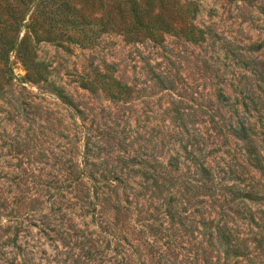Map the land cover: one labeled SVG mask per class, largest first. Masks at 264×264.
<instances>
[{
	"label": "rangeland",
	"instance_id": "374dc122",
	"mask_svg": "<svg viewBox=\"0 0 264 264\" xmlns=\"http://www.w3.org/2000/svg\"><path fill=\"white\" fill-rule=\"evenodd\" d=\"M153 5L170 29L151 37L128 31L127 0H0V31L21 16L20 31L6 35L26 39L43 66L29 68L17 48L9 71L0 62V264H264V201L232 202L228 189L264 191V175L220 128L244 110L227 106L241 87L228 82L264 70V0ZM110 77L126 91L114 96ZM195 136L224 189L196 176L183 190L194 168L182 147ZM177 152L180 193L166 204L170 191L142 173ZM210 219L229 223L241 255L210 245Z\"/></svg>",
	"mask_w": 264,
	"mask_h": 264
},
{
	"label": "trees",
	"instance_id": "16d2710c",
	"mask_svg": "<svg viewBox=\"0 0 264 264\" xmlns=\"http://www.w3.org/2000/svg\"><path fill=\"white\" fill-rule=\"evenodd\" d=\"M129 7L127 10L129 11L130 16L132 17L130 21L128 22V31L135 32L140 35L142 30H146L148 34L152 37L154 33H157L159 31H165L168 32L170 29V23L168 21H165L164 18L160 14H154V2L155 0H145L146 6H143L141 4L140 0H127ZM246 1V0H243ZM122 8V6L120 5ZM126 10V11H127ZM121 12L124 11L122 8L120 10ZM126 11L124 13H126ZM21 16L15 17L14 19V25L8 26L9 29L13 28L12 30L16 33L20 31L21 27ZM14 26V27H12ZM100 26H106V23L103 22V19L100 20ZM101 31L106 30L105 27H100ZM7 28L0 31V62L5 67V70H10V60L9 55L10 52L17 48L19 54L23 58H25L29 62V68L31 69H40V67L43 66L40 65V63H36V54L33 52L30 43L25 39L20 42L19 45L16 44V38L10 40V38L7 37L6 32L9 30ZM263 46L262 43L256 45H253L252 51H257ZM237 63V62H236ZM252 62H239L240 66L248 67ZM252 66V65H251ZM251 76L244 75L239 78V80L236 83L234 81L227 82L229 85H235L239 89L237 91V97H235V101L232 100L233 106L228 104L230 101V96H228L226 90L224 89L220 93H218V99L220 103H227L229 108H232L233 110L236 109L237 104L241 103L244 110L243 113L237 114L236 121H232L231 118H229V122L226 125L220 126V128H226L228 133L232 135L233 137L240 139L243 141V149L246 152L249 163L262 175H264V70L260 71L259 69L252 68L250 71ZM245 74V73H244ZM100 77H106L108 75L99 73ZM109 82L106 83L108 85V89L113 91L112 94L114 96H117L116 94H120L126 90L121 86L120 82H118L117 79H114L110 77ZM243 79L250 80V85L255 84L254 87L248 88L249 83H246L243 81ZM104 80V79H102ZM252 81V82H251ZM126 86V85H125ZM129 89V88H128ZM234 89V88H233ZM241 96V97H240ZM229 110V109H228ZM232 111V110H230ZM236 113V111H234ZM255 114V115H254ZM215 115V114H214ZM255 118V120H253ZM223 120H226L225 117ZM181 130H184V132L189 133L185 128L186 126L180 127ZM197 136L194 137L193 141L194 143L187 141L190 143L191 149H189V146H183V150L186 154L185 159L189 160L191 163V167L193 166L194 170H191L189 166L186 165L185 173L182 174L183 176H180L182 171L180 170V166L183 162H181L179 159V152H177L175 155H169V160L167 161V167L164 166L161 170L155 171V175H148V172H143L142 176L146 179L148 182L149 180H152V186L155 187V189L160 190H166L170 191V201H168L166 204H169L171 202V199L173 197H176V193L178 192V189L176 190V183L178 182L179 178H182L181 186L183 187V190L188 191L192 187H195L193 185V181L196 179V176H198L199 179H196L200 181L204 186H207L209 190L212 191H219L221 189H224L223 187V178H219L217 173H215V170L207 163L206 155H203L204 149L201 148V146L198 145V141L196 139ZM182 138L180 141L182 142ZM197 143V144H196ZM197 145L198 147L196 149H193V145ZM208 156V155H207ZM135 160V158H132ZM86 160V156L84 157L83 161ZM131 160L130 162L133 163L134 161ZM87 162V161H85ZM147 163V162H145ZM126 165V164H125ZM149 168H153L149 164H147ZM159 165H163L162 163ZM129 166V165H127ZM85 171V169H82ZM81 177H84V172H81ZM194 173V174H193ZM92 178L93 175H90ZM78 177L70 180L71 182H77ZM104 178H106L104 176ZM114 178L119 180L121 184H127V180H121V177L119 175H115ZM96 181V179H93ZM125 181V183H124ZM69 182V181H68ZM257 185H253L251 189L246 187H242L241 183H233L228 189L230 190V193L234 195V198L232 199V202H235L238 200L239 202L245 204L246 201L255 202V203H261L264 201V191H260L258 189ZM175 191V193L171 192ZM180 193V192H178ZM220 195V194H218ZM170 212V211H169ZM250 221H255V217L253 214H250ZM262 219V218H260ZM259 219V220H260ZM211 220V219H210ZM256 224L258 225L260 231H264V221L263 223L259 224L256 221ZM208 226L210 228H213L216 230V233H210L209 239L211 240V244L213 245L214 239H216V244L222 245L226 248V254L233 253V255H241V244L238 242L237 238L232 234V228L229 226V223L223 222L222 225H214L213 220L208 222ZM263 237V236H262ZM217 244V245H218Z\"/></svg>",
	"mask_w": 264,
	"mask_h": 264
}]
</instances>
